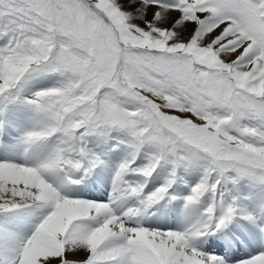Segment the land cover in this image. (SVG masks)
<instances>
[{
    "label": "rangeland",
    "instance_id": "rangeland-1",
    "mask_svg": "<svg viewBox=\"0 0 264 264\" xmlns=\"http://www.w3.org/2000/svg\"><path fill=\"white\" fill-rule=\"evenodd\" d=\"M184 1L174 0L169 4V7L166 5L151 6L141 0H0V22L7 23L13 31H22L21 43H23L22 46H18L16 49L14 46L10 47L11 52L8 51L9 49L3 50V48H0V80L2 81L0 83V86H2L0 88V109H8L14 106L19 108L20 111H17L16 114L20 115L21 111L25 110L21 104L34 105L42 109L43 115L47 113L52 115L59 126L55 121H50L55 129L53 133H48L53 138L57 134H61L62 139L68 143V148L57 155L58 164L61 163L62 159L60 161V158L65 152L71 159L65 156L63 162L65 164L72 163L75 169L79 162L76 158L78 136L75 130L79 129L80 132H86L94 137L101 136L104 122H106L107 124H115V134L120 133L129 138L126 141V148L130 146L131 142H136L134 144L137 148L136 155L143 161L149 173H156L160 170L173 171L176 167L175 163L178 161V167L183 169L188 166V171L196 173L195 179L201 172L193 169L200 168L201 171L206 173L205 178L206 180L210 179L212 185L220 178V181L222 179L226 180L231 189L233 188L225 173L228 174L232 171L233 174L231 172L228 176H231L230 179L238 195L240 184L239 182L236 183L235 176L240 180H248L247 178H249L252 182L256 181V184L262 185L264 173L245 171L241 165L244 161L264 163V139H252L248 132L250 115L253 117L251 109L254 107L258 112L257 116L250 120L254 124V128L251 130L257 136H264V91L262 92L261 87L263 85L261 82L254 83V81L247 83L248 81L240 80V77H237L240 81L234 80L231 72L241 66L243 61L249 64L259 57L264 64V0H260V9L255 10L253 5L252 9L254 11L251 13L245 2L232 0L235 5L241 8L240 25L248 26L249 36L245 35L230 19L225 9V5L228 3L227 0H186L182 9H179ZM212 10L219 18L218 24H216L217 27L223 25L225 20L233 27L235 26L234 34L238 31L244 35L246 42L252 41L255 46L252 53L254 58H250V60L241 58L237 60L238 62H222L217 59L218 52L222 54L224 51L231 50L234 53L238 47L234 49L228 47L216 51V44L210 42L203 45L206 35L214 30V28H210L214 21L209 20ZM101 15L110 18L115 24L114 28L122 25L119 32L118 28L115 32L105 29L100 21L103 19ZM246 16L250 20L246 21ZM56 17L59 22L54 27L52 22ZM200 19L203 20L200 32L201 44L194 45V33ZM8 26L0 24V47L3 44L6 45V39L10 31ZM121 35L122 39H117ZM86 36L92 38L93 45H89ZM144 36L145 39H143ZM129 39L143 42L140 44L141 47L149 48L152 46V48L162 49L169 46L186 53L175 54L173 50L169 49L172 52L168 56L170 63H164L162 66L161 82L152 83L148 81L143 85L140 81L133 82L129 86L131 90H124L121 88H126L125 81L107 76H111L114 49H116L117 42L122 40L126 42ZM75 40L79 41V44L85 50L92 51L89 55L91 56L90 59L80 56L78 51L76 54L74 53L73 47L78 50L77 45L74 44ZM21 43L18 42L19 45ZM84 49L82 48L83 51ZM138 54L140 53L130 50L123 51L121 65L119 66L121 76L133 77L139 71V67L142 65L139 62ZM37 65L44 67H36ZM32 66L41 69L39 72L35 71L34 78L46 76V79L38 81L26 79V73L31 69V74L34 70ZM113 67H115V63ZM114 69L117 72V68ZM222 71L230 73L234 81L229 80ZM22 72H24V76ZM19 82L24 85L17 89ZM121 82L124 86L120 85ZM194 85L196 86L194 87ZM191 86V92L194 99L196 98L195 101L200 92L205 94L204 97L213 101L212 113L203 110V108H199L202 110H198V115L197 108H193L188 113L190 109L179 105L175 96H166L161 90L167 88L175 92L181 90L188 92ZM250 86H255L256 89L251 90ZM97 87L98 90L100 88L104 90L99 93ZM108 87H111L112 90L119 87L117 91L122 94L120 101L113 102L114 95L107 92ZM217 87H223L227 92L226 97H224V91ZM245 89L250 94L243 103L240 96L245 95ZM108 93L110 94L109 99L106 97ZM252 93L260 97L261 102L252 99L250 95H255ZM99 96H101L100 100ZM237 99L238 103L236 102ZM251 100L252 103L248 104ZM223 101L231 103L235 101V103L229 106L224 104ZM130 112H132L131 115ZM32 114L33 116H42L34 112ZM21 116L13 117L12 120H21L22 128L28 129L29 125L24 121L25 115L22 114ZM224 120L230 121L228 124L234 125L238 129L244 128L246 133H244L242 139L245 142L252 143H240L231 137V133L228 132L227 134L224 131L227 128ZM36 121L40 124L41 121L45 122L42 118H37ZM154 121H160L164 124L155 125ZM29 122H34L33 117L29 119ZM144 126L146 128L141 129ZM45 132H47V129H45ZM107 134H109L108 138L120 142L125 141V139L118 136L111 137V132H107ZM180 135H182V138ZM186 137L189 140L188 147L185 149L182 146L180 151L184 155L183 158H185L183 161L181 156L176 157L179 153L176 154L175 151H179L178 144ZM164 140L169 143V148L174 151L173 153L168 149L163 150L165 143L162 147V142ZM159 142H161V145ZM71 144L73 145V151ZM73 153L75 157L72 156ZM213 157L219 160L223 170H220L218 164H214ZM115 161L117 160L115 159ZM68 167L71 171H74L71 166ZM114 169L115 166L109 167V171L113 172ZM255 173L258 174L257 177H255ZM171 177L172 175L167 176L162 184L168 182ZM139 180L144 182L143 178H139ZM154 180L157 182L152 185L150 191L156 185H160V176H155ZM206 180L199 181L193 188L195 196L207 190ZM149 183L150 180L148 186ZM178 183L179 181L177 185H179ZM253 187V190L260 189L256 186ZM138 188L139 185H135L131 188V191L139 190ZM177 188L179 189V187ZM180 188L182 187L180 186ZM261 188H264V186ZM159 189L158 192H152V198H160V194L163 192L160 186ZM183 189L185 190V188ZM212 190L213 187L211 186L210 192ZM164 196H166V191ZM53 200L55 201L54 198ZM30 207L15 208L12 211L7 208H0V219H4L16 210L24 212ZM59 207L56 205L49 207V211L47 210L43 217L44 219L42 218L39 223L37 221L33 222L37 225L32 231L28 230L30 235L35 236L42 227V221H45L48 214L58 211ZM221 209L218 208L219 211L223 212V209ZM262 210L264 209L261 208ZM3 219L1 221L4 222ZM98 220L102 221V219ZM89 225L93 230L98 228L94 222L89 221ZM110 229L118 230L113 226H110ZM157 234L164 236L160 232ZM117 235L118 241L122 245L124 243V247L127 249L129 264H133L132 256L136 252H133V249L131 251V237L127 236L125 238V232L123 231L122 234ZM132 246L133 248H144L137 244H132ZM20 249L14 256H9L11 264H23L26 249L25 246H21ZM99 249L104 251L102 247H99ZM54 252L56 253L55 257L53 256ZM185 253H190L189 249ZM46 254V258L49 260H53V258L57 260L60 256L55 248L49 249ZM111 254L108 253V255ZM195 256H198V259L201 260V256L197 253ZM167 260L169 261V259ZM158 262H162L161 259L158 258ZM205 262L201 260L202 264ZM64 263L65 260H62L60 264ZM98 263L117 264L113 259H101Z\"/></svg>",
    "mask_w": 264,
    "mask_h": 264
},
{
    "label": "bare ground",
    "instance_id": "bare-ground-1",
    "mask_svg": "<svg viewBox=\"0 0 264 264\" xmlns=\"http://www.w3.org/2000/svg\"><path fill=\"white\" fill-rule=\"evenodd\" d=\"M209 20L214 21V23L210 25V28H214V30L206 35L203 45L210 42L216 44V51L227 49L228 47H233L232 49L238 47L234 53L231 52V50H223L224 52L222 54L218 52L217 59H220L222 62H235L241 58H246V60L254 58L252 53L255 50V46L252 41L246 42L244 35L240 32L237 31V33L235 32L234 34L235 26L233 27L230 23L223 22V25L217 27L216 24H218L219 18L217 14L215 15V11L213 12V10ZM202 21L201 19L199 20L195 29L194 45L201 44L202 37L200 38V32L202 30ZM231 76L237 81L242 79V81H248L247 83L251 81H254V83L261 82L263 85L261 86L262 92L264 91V64L260 61V57L258 59L255 58V60L249 64L243 61L241 66L232 70ZM237 77H240V80H238ZM1 82L0 80V83ZM0 88H2V86H0ZM249 88H252L251 90L256 89L255 86H250ZM47 123L46 121H41V124L47 129V133H53L55 126L50 122ZM19 124L22 130H29V128H22L23 125L21 123ZM13 132L14 131L6 129L3 131L0 129V136L3 135V137L6 138L2 141L0 137V208L31 207L27 208L24 212L16 210L7 215L3 219L4 222L0 221V264H11V258L9 259V256H14L18 250H21V246H25L26 249L22 261L23 264H60L62 260H65L64 264H100L98 262L101 261V259H113L117 264H129L127 249L124 247V243L122 245L117 238V234H122V231L125 232V238L127 236L131 237V251L133 249V252H136L132 256V262L134 261L133 264H202L203 262L201 263V260L206 261L204 264H225L208 252L198 253L189 249L184 244L186 241L183 240L184 235L181 230L171 231V233L163 234L164 236H160L154 233V231L150 232L148 230L130 233L127 229H122V227H120V222L122 224L126 223L125 218L128 216L127 212L121 213L118 209L115 211L114 208L110 211H106L103 209V205L81 202L80 200L72 201L62 194L60 191H64L73 186V183L68 184V182L73 180L71 177L76 173L71 171L68 166L63 165L61 158V163L58 164V153L68 148V143L62 139L63 136H61V134H57L53 140L42 139L41 141H38L40 138H32V136H30L33 142V148L37 149V152H35L36 155L39 156L40 160L50 165L49 168L53 169L49 170L51 173L56 172L57 170L55 169L59 167L64 169L55 173L53 176L48 174L50 177L54 178V182L55 180H59L60 183L59 185L55 184L54 186L51 185L46 187L44 183L37 178L39 176L38 174L48 172L40 161L37 160L29 169H22L13 162L2 157L3 155L7 157L9 154H14L16 150L21 148L20 145L16 146V140H12ZM23 138H26V135H24ZM104 169L108 173L112 172L111 170L109 171V167L107 166H104ZM67 170L68 172H66ZM94 175L96 177L100 176L98 172H95ZM134 176V174L127 176L128 188L121 185V182L109 187L111 195L114 194L120 197V189L125 193L122 200L108 197L109 202L112 200L110 203H120V208L127 209L134 205V202L132 200L131 203L125 204V200H129L130 196L133 199L134 195H141V192L146 193L150 191L152 185L155 184L150 182L148 186L150 179L143 182ZM58 177H62V179H58ZM83 178L84 177H81L79 179ZM153 179H155V176H153ZM136 181L140 183L139 190L132 192L131 188L137 185ZM177 182L178 181L174 184V187L169 181L163 184L162 181L160 182V186L163 185V187H167L166 196L173 194L177 197L183 196L186 189L184 190L183 188L185 187L178 183L182 187L180 188ZM105 184L107 185V183ZM176 186L179 187L180 190ZM259 188L258 190H253V186H243V196L238 198L237 202L234 203L237 206L236 213L229 218L233 223L240 217L256 218V220H253V226L250 230L255 237L259 225H264V210L261 211V208L264 209V188ZM215 191V196L213 198L215 207H219L218 203L220 199L227 203L230 200V202L233 203L234 189L230 188L226 180L222 179L216 186ZM121 202L124 203L122 204ZM202 202H204V200H202ZM209 202L211 201L208 200V203ZM54 205L60 206L58 211L50 215L48 214L45 221H42V227L38 233L35 236H33V234L30 235L28 230L32 231L37 225L33 222L37 221V223H39L48 208ZM118 217L122 219L119 220ZM98 219H102V221ZM215 219L217 220L218 217L215 216ZM89 221L94 222L98 228L93 230L89 226L82 224V222L89 223ZM110 226L115 227L119 231L110 229ZM186 232H192V230L188 229ZM242 234L245 237L243 232ZM132 244H137L144 248H133ZM226 244L228 252L233 256L236 250L230 244L229 239H226ZM99 247L104 248V251L99 249ZM51 248L56 249L57 254L60 255L59 259L55 260V258H53V260H49L46 258V253ZM188 249L190 253L187 254L185 252H187ZM242 249L245 250L244 247ZM251 252L258 255H252ZM108 253L112 254L108 255ZM196 253L201 256V260L198 259V256H195ZM53 254L55 257L56 253L54 252ZM250 255L251 258L249 257ZM158 258L161 259L162 262H158ZM246 258L247 260L241 259L233 261L232 264H264V245L260 250L258 248L250 250ZM167 259H169V261Z\"/></svg>",
    "mask_w": 264,
    "mask_h": 264
}]
</instances>
